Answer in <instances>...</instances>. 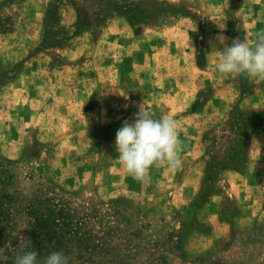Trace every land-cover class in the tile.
Masks as SVG:
<instances>
[{
	"label": "rangeland",
	"instance_id": "1",
	"mask_svg": "<svg viewBox=\"0 0 264 264\" xmlns=\"http://www.w3.org/2000/svg\"><path fill=\"white\" fill-rule=\"evenodd\" d=\"M262 31L264 0H0V264L20 235L71 264H264V81L213 55ZM141 105L183 164L137 181L115 134Z\"/></svg>",
	"mask_w": 264,
	"mask_h": 264
},
{
	"label": "clouds",
	"instance_id": "2",
	"mask_svg": "<svg viewBox=\"0 0 264 264\" xmlns=\"http://www.w3.org/2000/svg\"><path fill=\"white\" fill-rule=\"evenodd\" d=\"M213 55L220 74L247 75L264 81V31L256 32L253 39L235 38ZM177 123L167 113L154 118L143 105L133 121L123 122L115 134V149L118 161L130 176L143 181L153 166H167L174 170L182 167L183 145ZM24 230H30L27 224L19 226L17 235ZM7 251V246L0 248V260L8 258ZM14 264H71V260L62 250L52 251L41 258L33 249L31 239L20 235Z\"/></svg>",
	"mask_w": 264,
	"mask_h": 264
},
{
	"label": "crops",
	"instance_id": "3",
	"mask_svg": "<svg viewBox=\"0 0 264 264\" xmlns=\"http://www.w3.org/2000/svg\"><path fill=\"white\" fill-rule=\"evenodd\" d=\"M11 90H12L11 87L3 89V91L1 92V96H3L2 98H4V96L7 95L8 93H12ZM18 95L21 94L18 93ZM4 104L5 102L2 101V99H0V112L6 111L7 107H5ZM250 150L252 152V155L249 164H251V166L256 165L257 167V165L258 166L260 165L261 167H264V132L261 131L257 132V134L255 135L254 139L250 144ZM255 150H257L256 153Z\"/></svg>",
	"mask_w": 264,
	"mask_h": 264
}]
</instances>
